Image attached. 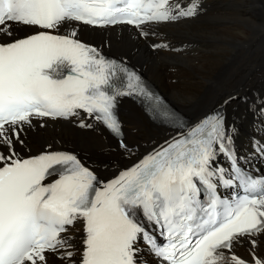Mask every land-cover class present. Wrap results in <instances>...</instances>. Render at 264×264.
<instances>
[{"label":"snow or ice","instance_id":"6c2138e0","mask_svg":"<svg viewBox=\"0 0 264 264\" xmlns=\"http://www.w3.org/2000/svg\"><path fill=\"white\" fill-rule=\"evenodd\" d=\"M199 8V0H0V264H48L51 255L62 264H140L141 240L159 264H249L234 252L244 241L251 264H264L255 255L264 240V178L239 166L223 114L185 121L138 75L81 42L75 27L132 25L148 36L142 26L194 18ZM65 24L71 30L58 34ZM132 95L175 134L110 181L72 153L22 158L15 150L36 119L92 128L82 110L135 155L116 112L117 98ZM258 110L264 117V100ZM255 149L264 156V144ZM224 190L235 194L226 198ZM80 222L76 249L62 234Z\"/></svg>","mask_w":264,"mask_h":264},{"label":"bare ground","instance_id":"6f19581e","mask_svg":"<svg viewBox=\"0 0 264 264\" xmlns=\"http://www.w3.org/2000/svg\"><path fill=\"white\" fill-rule=\"evenodd\" d=\"M199 1L196 20L184 19L176 24L153 26L144 39L126 27L116 26L107 31L80 25L75 27L80 38L110 54L123 56L139 67L169 98V102L195 120L215 105L231 101L228 98L234 95L244 97L243 102L237 99L228 104L226 124L228 129H233L235 137L243 141L246 139L243 126L251 125L253 116L259 112V100H264V0ZM188 3L181 2L185 6ZM64 28L71 30L67 24ZM155 30L166 36L165 41L174 44L170 51L149 50L148 43L154 42L155 37L150 33ZM178 46H182L183 51L177 49ZM121 113L126 144L135 155L126 154L98 122L88 121L86 123L94 126L81 128L74 120H34L32 128L22 134L24 143H16L15 150L27 156L48 147L70 149L93 161L96 170L109 178L123 167L135 164L169 134L160 126H153L131 101L123 102ZM42 122L44 127L40 126ZM70 229L67 235L73 237L76 249H81L82 222ZM234 252L248 260L253 259L247 241L238 245L237 250L235 247ZM255 255L264 258V240L257 245Z\"/></svg>","mask_w":264,"mask_h":264},{"label":"rangeland","instance_id":"374dc122","mask_svg":"<svg viewBox=\"0 0 264 264\" xmlns=\"http://www.w3.org/2000/svg\"><path fill=\"white\" fill-rule=\"evenodd\" d=\"M226 97L224 96V99H225ZM108 164H110V163H108Z\"/></svg>","mask_w":264,"mask_h":264}]
</instances>
